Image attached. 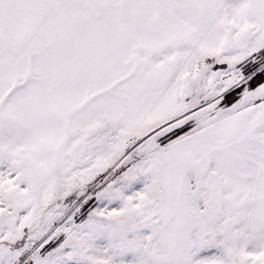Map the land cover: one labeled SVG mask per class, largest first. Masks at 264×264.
Wrapping results in <instances>:
<instances>
[{"label": "snow or ice", "instance_id": "obj_1", "mask_svg": "<svg viewBox=\"0 0 264 264\" xmlns=\"http://www.w3.org/2000/svg\"><path fill=\"white\" fill-rule=\"evenodd\" d=\"M0 264H264V0H0Z\"/></svg>", "mask_w": 264, "mask_h": 264}]
</instances>
